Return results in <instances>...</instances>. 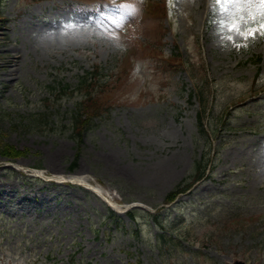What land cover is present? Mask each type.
I'll return each mask as SVG.
<instances>
[{
  "label": "rangeland",
  "instance_id": "obj_1",
  "mask_svg": "<svg viewBox=\"0 0 264 264\" xmlns=\"http://www.w3.org/2000/svg\"><path fill=\"white\" fill-rule=\"evenodd\" d=\"M74 1L95 0H1L0 147L19 153H0V264H264V36L227 31L256 8L154 0L165 16L141 25L142 0L108 16ZM161 33L164 57L180 53L195 81L206 76V131L182 67L139 60L137 46L122 59L128 42ZM93 65L113 81L78 141L70 111L83 96L44 101L45 86L73 87ZM199 160L204 179L165 204ZM131 204L149 215L130 222ZM180 225L190 243L168 239Z\"/></svg>",
  "mask_w": 264,
  "mask_h": 264
},
{
  "label": "trees",
  "instance_id": "obj_2",
  "mask_svg": "<svg viewBox=\"0 0 264 264\" xmlns=\"http://www.w3.org/2000/svg\"><path fill=\"white\" fill-rule=\"evenodd\" d=\"M158 4H155L154 6H151L149 9V15L142 24L145 23H152L157 20V16L154 14L161 13V9L157 7ZM160 15V14H159ZM101 68L96 66L93 68L92 71L86 72V74L83 77H80L78 84L75 86V89L83 96L82 101L77 100V104L73 107V110L70 111V126H72V137L75 138L78 141H81V136L83 131H86L89 129L91 122L93 119L100 114L99 112L104 110L103 107L99 108L97 106V98H101L100 94L101 89L99 87H103L104 89H107L108 92H110L111 88V81L104 80L101 76ZM106 79V78H105ZM119 80V79H117ZM116 80V81H117ZM115 81V82H116ZM51 93L54 92L55 87L49 86ZM62 93H65V90L69 88V85L65 84L62 87H59ZM57 96V95H56ZM59 96V94H58ZM58 98H61L58 97ZM199 101L201 103V113H204L206 109V103L204 102L203 98L201 96H198ZM47 100V99H46ZM201 120V115L199 114V121ZM0 153L2 156L8 158V159H14L15 156L19 152L15 151L13 148L8 146H2L0 147ZM196 172L193 173V175L190 177V181L179 184L175 186L171 191L167 193L165 196L164 201L170 202L172 201L179 193L184 192L188 188H190L196 181H198L202 176L204 170L200 168V165L198 164L196 166ZM140 213L139 210L133 209L127 212V215L129 216L130 220H135L136 215ZM156 225L159 224L158 222V216L154 217ZM185 228L181 227L180 229H177L176 237L181 240H189L187 237V234L185 233ZM160 238H164V235ZM173 240V239H170Z\"/></svg>",
  "mask_w": 264,
  "mask_h": 264
},
{
  "label": "snow or ice",
  "instance_id": "obj_3",
  "mask_svg": "<svg viewBox=\"0 0 264 264\" xmlns=\"http://www.w3.org/2000/svg\"><path fill=\"white\" fill-rule=\"evenodd\" d=\"M242 2L247 3L249 8H256V12H249L248 17L241 14L237 19H232L227 24V31L229 33L235 32L245 40L255 39L257 34L264 36V0H255V3H253V0H214L218 7L221 4L238 6ZM220 15H224V13H220ZM258 16L261 17L259 21ZM220 26H224L223 22ZM229 39L231 40L232 37L230 36Z\"/></svg>",
  "mask_w": 264,
  "mask_h": 264
},
{
  "label": "water",
  "instance_id": "obj_4",
  "mask_svg": "<svg viewBox=\"0 0 264 264\" xmlns=\"http://www.w3.org/2000/svg\"><path fill=\"white\" fill-rule=\"evenodd\" d=\"M237 263H238V264H243V262H236V264H237Z\"/></svg>",
  "mask_w": 264,
  "mask_h": 264
}]
</instances>
